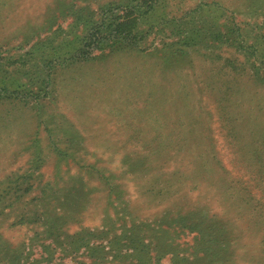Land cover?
<instances>
[{"label":"rangeland","instance_id":"rangeland-1","mask_svg":"<svg viewBox=\"0 0 264 264\" xmlns=\"http://www.w3.org/2000/svg\"><path fill=\"white\" fill-rule=\"evenodd\" d=\"M0 88V264H264V0H0Z\"/></svg>","mask_w":264,"mask_h":264},{"label":"trees","instance_id":"trees-1","mask_svg":"<svg viewBox=\"0 0 264 264\" xmlns=\"http://www.w3.org/2000/svg\"><path fill=\"white\" fill-rule=\"evenodd\" d=\"M136 6H139V4H137ZM113 9L111 8V9H109V10H107L106 12H105V14L107 13V12H110V11H112ZM104 14V15H105ZM169 25H172V24H169ZM174 26H175V28H173L174 30H176V34H181V35H184L183 33V31H186L184 28H183V25L182 26H180V25H175V24H173ZM173 25L172 26H170L171 27V29H172V27H173ZM103 26V21H101L98 25H97V27L99 28V27H102ZM165 26H167V25H165ZM94 33H96V31L94 32ZM146 35H148V34H146ZM121 37H123V36H121ZM103 39L104 38H102V36H98V38L96 39V40H94V42H92L91 44H87L86 46H87V48H89L90 50H88V52H90V51H92V50H95V49H97V50H101L103 47H104V45H105V42L107 41V40H104L103 41ZM124 43H125V38H118V39H116L114 42H113V44H120V46H122V45H124ZM173 43H175V44H178L177 45V51H179V52H183V50H184V48L185 47H187V45H188V39L187 38H183V39H181L180 38V40H177L176 42H172V44ZM174 44V45H175ZM180 47V48H179ZM103 50V49H102ZM8 94V89H5V88H0V96L2 95V94ZM11 94H14V89L13 90H11ZM2 97V96H1Z\"/></svg>","mask_w":264,"mask_h":264}]
</instances>
